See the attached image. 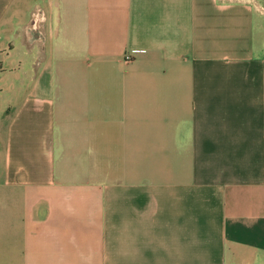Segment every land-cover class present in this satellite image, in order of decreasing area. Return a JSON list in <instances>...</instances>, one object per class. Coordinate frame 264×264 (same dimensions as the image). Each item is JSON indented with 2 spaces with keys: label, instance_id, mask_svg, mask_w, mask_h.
<instances>
[{
  "label": "crops",
  "instance_id": "1",
  "mask_svg": "<svg viewBox=\"0 0 264 264\" xmlns=\"http://www.w3.org/2000/svg\"><path fill=\"white\" fill-rule=\"evenodd\" d=\"M0 264H264V0H0Z\"/></svg>",
  "mask_w": 264,
  "mask_h": 264
}]
</instances>
